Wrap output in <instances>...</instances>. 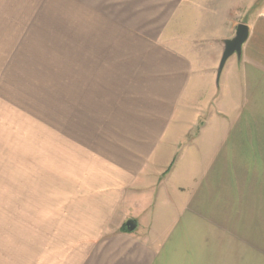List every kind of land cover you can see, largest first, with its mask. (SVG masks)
I'll list each match as a JSON object with an SVG mask.
<instances>
[{
	"label": "crops",
	"instance_id": "0c3cea01",
	"mask_svg": "<svg viewBox=\"0 0 264 264\" xmlns=\"http://www.w3.org/2000/svg\"><path fill=\"white\" fill-rule=\"evenodd\" d=\"M0 264H264V0H0Z\"/></svg>",
	"mask_w": 264,
	"mask_h": 264
},
{
	"label": "water",
	"instance_id": "95a60500",
	"mask_svg": "<svg viewBox=\"0 0 264 264\" xmlns=\"http://www.w3.org/2000/svg\"><path fill=\"white\" fill-rule=\"evenodd\" d=\"M249 35V26L245 22H241L238 24L235 34L224 40V48L223 53L220 59V63L217 70V81H219L222 70L225 66L227 59L233 54L240 55L242 52V47L245 41L247 40ZM137 223L135 220L127 221V228L129 230L135 229Z\"/></svg>",
	"mask_w": 264,
	"mask_h": 264
},
{
	"label": "rangeland",
	"instance_id": "374dc122",
	"mask_svg": "<svg viewBox=\"0 0 264 264\" xmlns=\"http://www.w3.org/2000/svg\"><path fill=\"white\" fill-rule=\"evenodd\" d=\"M221 247H222V246H221ZM223 249H225V251H227L229 248L226 247V246H224ZM226 249H227V250H226ZM225 251H223V252H225Z\"/></svg>",
	"mask_w": 264,
	"mask_h": 264
}]
</instances>
